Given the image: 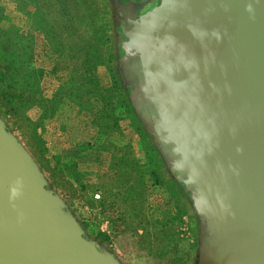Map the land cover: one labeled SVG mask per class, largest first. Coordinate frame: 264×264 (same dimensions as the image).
Masks as SVG:
<instances>
[{
  "label": "water",
  "instance_id": "1",
  "mask_svg": "<svg viewBox=\"0 0 264 264\" xmlns=\"http://www.w3.org/2000/svg\"><path fill=\"white\" fill-rule=\"evenodd\" d=\"M149 1L138 46L124 20L122 40L200 260L264 264V0ZM65 209L0 119V264H122Z\"/></svg>",
  "mask_w": 264,
  "mask_h": 264
},
{
  "label": "rangeland",
  "instance_id": "2",
  "mask_svg": "<svg viewBox=\"0 0 264 264\" xmlns=\"http://www.w3.org/2000/svg\"><path fill=\"white\" fill-rule=\"evenodd\" d=\"M123 4L0 0V119L80 230L122 264H206L135 95Z\"/></svg>",
  "mask_w": 264,
  "mask_h": 264
},
{
  "label": "flooded vegetation",
  "instance_id": "3",
  "mask_svg": "<svg viewBox=\"0 0 264 264\" xmlns=\"http://www.w3.org/2000/svg\"><path fill=\"white\" fill-rule=\"evenodd\" d=\"M124 1V10L122 15V20L125 21L127 26V33L129 36L130 46L135 49L139 44V37H142L143 29H142V23L141 19H143L144 14L147 12L148 7L147 2H150L149 0H123ZM129 63V70L130 74L132 76V79L134 80V83L137 84L138 77L133 72V68L135 65L134 59L131 57V59L128 61Z\"/></svg>",
  "mask_w": 264,
  "mask_h": 264
},
{
  "label": "built area",
  "instance_id": "4",
  "mask_svg": "<svg viewBox=\"0 0 264 264\" xmlns=\"http://www.w3.org/2000/svg\"><path fill=\"white\" fill-rule=\"evenodd\" d=\"M97 197H100V194H97Z\"/></svg>",
  "mask_w": 264,
  "mask_h": 264
},
{
  "label": "crops",
  "instance_id": "5",
  "mask_svg": "<svg viewBox=\"0 0 264 264\" xmlns=\"http://www.w3.org/2000/svg\"><path fill=\"white\" fill-rule=\"evenodd\" d=\"M99 194V193H98ZM195 214V213H194Z\"/></svg>",
  "mask_w": 264,
  "mask_h": 264
}]
</instances>
